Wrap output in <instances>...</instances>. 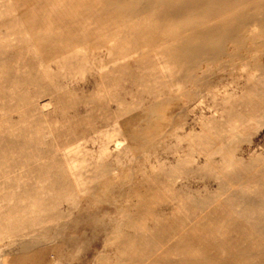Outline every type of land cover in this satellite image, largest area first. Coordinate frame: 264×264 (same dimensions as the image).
Here are the masks:
<instances>
[{"label":"bare ground","instance_id":"bare-ground-1","mask_svg":"<svg viewBox=\"0 0 264 264\" xmlns=\"http://www.w3.org/2000/svg\"><path fill=\"white\" fill-rule=\"evenodd\" d=\"M228 44L232 52L226 49ZM261 46L264 49V0H0V233H6L10 242L18 243L17 252L10 257L13 261L8 264H18L27 251L36 250L42 241L44 245L57 241L52 253L61 254L72 236L66 221L68 214L59 209V201L74 199L81 190L86 193L87 208L96 206V186L112 187L115 173L107 161L118 148L116 136L133 135L138 133L134 130L136 125L140 122L144 125V115L129 99L139 102L151 97L156 101L165 92L169 96L170 92L174 96L183 94L186 98L189 94L186 84L195 85V91L200 85L202 89L199 87L198 92L210 95L212 115L209 111L208 118L202 115L207 118L204 122L196 120L200 121L197 131L189 130L179 136L175 127L169 128L174 130L170 135L176 145L184 142V146L176 148L174 164L151 163L148 171L143 170V174L140 171L141 175L137 172L141 181L131 191L136 198L134 214L123 213V218L119 215V225L116 221L111 229L114 253L111 258L106 254L99 256V264H264V150L260 151L261 155L252 154L247 161L239 154L245 137L255 133V126L261 124L260 119L264 120V67L256 61L257 67L252 66L259 71H256L258 75H253V68L252 75L248 73L250 70L244 75L250 74L246 76L249 85L245 84L247 78L244 79L247 102L242 111L239 107L236 109L231 99L233 94L229 97L217 93L214 87L217 80L211 85L205 74L213 67L217 72L231 68L235 58L250 60V54L256 52L251 53V48ZM86 73L92 78V85L88 84L91 91L83 102L85 107L91 106L87 108L89 114L100 109L101 116L108 108L109 112L112 110L109 116L107 113L101 116L105 122L98 119L102 124L110 120L111 127L97 131L101 134V143L98 158L91 164L87 160L83 164L88 155L80 156L79 144L68 149L55 129L49 134L59 138L52 135L50 142L40 149V142L45 138L39 132L40 112L36 101L28 100L29 94L24 89L27 80L39 87L36 94L43 93L46 90L40 89V82L44 81L51 96L61 97L64 92L74 91L67 84L72 86L77 75L81 78ZM194 87L189 88L195 94L191 91ZM191 95L193 101L201 100ZM76 97L81 100L79 94ZM188 98L185 100L192 99ZM86 101L91 104L88 102L87 106ZM56 102L59 105L61 101ZM110 102L114 109H110ZM13 112L16 120L12 118ZM162 121L161 131L167 128L164 122L168 120ZM168 133L163 136H169ZM151 136L146 143L154 139ZM166 138L169 143V137ZM65 141L68 143V139ZM160 141L163 145L158 142L159 147L152 144L155 141L150 143L164 150V139ZM127 146L115 152L113 164L119 165L120 158L129 153ZM168 146L165 149L169 151L174 147ZM111 147L113 153L109 150ZM44 158L48 159L47 163L42 162ZM15 172L39 181L53 180L13 185L8 180L16 177ZM189 174L214 181V191L206 195L186 194V186L180 182ZM92 184L98 185L92 189ZM156 204H171L173 212L157 214L153 209ZM96 216L95 212L91 213L88 221L94 222ZM45 253L40 247L41 262L46 263Z\"/></svg>","mask_w":264,"mask_h":264},{"label":"rangeland","instance_id":"rangeland-1","mask_svg":"<svg viewBox=\"0 0 264 264\" xmlns=\"http://www.w3.org/2000/svg\"><path fill=\"white\" fill-rule=\"evenodd\" d=\"M261 47H257L258 49H254V47H252L251 49H253V50H252L251 53L256 51L257 53L255 52L254 55L257 56V54L260 53L261 51L264 52L263 46H261ZM226 49L228 51L230 50L229 52L233 51L232 46L230 44L226 45ZM261 49H263V50H261ZM263 52H261L260 56L258 55L257 57H255L253 54H250V56H252L251 57L252 59L249 58L250 60H247L248 63H249L248 65H247V63H245V62H247L246 59H245V62H244L243 59L241 60L240 58L239 59L235 58L232 61V63L233 62L235 63V61H237L238 63L237 62L235 64L233 63L231 68L227 67V68L222 69L224 72L223 71L221 72L220 70H219L220 72H217L218 69L216 70L215 67H213L211 70L205 72L206 76L208 77V81L211 83V85L217 80L214 83L215 84L214 87L216 86V89L218 91L212 86L214 88V90L217 91V93H219L220 95L224 94L225 96H229V94H233V95L237 94V95H234V96L231 95V99H233L232 101H233L234 105L235 104L237 105L236 106L237 110L239 108H240L239 110H241V111L246 109V106H245L246 103L245 102H247V98H246L245 93H246V88H247L246 85L247 84L249 85V80H248L247 77L250 76V74H251L250 72H252L253 70H254L253 71L254 72L253 75H255L256 71L259 73V71L255 70V68H254V67H257L256 61L260 62L262 67H264V53ZM243 53H244V51H243ZM240 55H243V54H240ZM254 57L257 60H255ZM253 60H254V63H253ZM239 61H242V62L240 63ZM240 64H242V65L246 64L247 66H245V65L242 66ZM252 65L253 66L255 65V66L253 67ZM229 69H230V71H229ZM251 69H252V71H251ZM228 71H229V73H228ZM246 72L250 73L248 76L246 75L247 77L244 76L246 74ZM258 73H256V75H258ZM79 75H77L75 77L77 81H75V78L73 79L74 82L72 81V83H73V84L71 83L72 86L70 85V83L67 84L68 88L74 89V91L72 90V92H71L72 95L70 93H68V92L67 93L64 92L61 95L62 98L60 96H56L55 97L53 94L51 96L50 95L51 92L48 90L47 82H44V81L40 82V86H41L40 89L42 88V89H44V91L46 90L43 93L40 92L39 94H36V92H39V87H34L31 84V82H29L27 80L25 81L24 89H25L26 93L29 94L28 100L36 101L35 106L38 108V113L40 112L38 114L39 118H40V122L38 123V126L40 128L39 132H40V137L41 136L45 137L43 139V141L40 142V149L44 148L47 145V143L50 142L51 136L55 135V134H51L50 135L49 134L50 130L53 132V129H55L54 131L57 134H59V136L61 135L60 138H59V136L58 137L56 135L55 136L57 138H59L63 144L65 143V146H67L68 149L72 150L73 147L76 148L75 145L79 144L80 145L79 147L77 145V148L79 149L78 152L82 153V155H80V153H78V155L83 156V153H84V155H86V154L88 155L84 159L85 161H84L83 164H86L87 161L89 162L87 164H91V163H93L94 161L97 160L96 158H98V150H99V146H100L99 143H101V137H100L101 134L99 136L100 132H97V131L109 130L110 129L109 127H111L110 126L111 125L110 124L111 123L110 120H107L108 122H106V123H103V124L101 123V121L105 122L104 120H101V116L104 113H107L106 115L109 116V113L112 110L109 112L108 111L109 108H108L107 111L104 112L101 116H100V114H101L100 112H102V111H100V109L95 111L96 113L92 112V113L89 114V110L87 109L88 107H91V106H88V102L89 101H86V105L88 107H85L83 102H84L85 99L86 100L88 99L86 97L91 91V86L88 85V84L91 83V85H92V78H91V76L88 73L82 74V77H81L82 79L80 78ZM210 75H213V76H210ZM228 75H230V76H228ZM245 78H247L246 81H248V82L244 81ZM86 79H89V80H87L88 83L84 82V81H86ZM218 82H219V84H218ZM244 83L246 85H244ZM190 85L186 84V87H187L186 91L189 90L188 91L189 94H186V95L189 96L190 94H193V95H195V97L197 96L196 100L197 99H201L202 100L205 96H206L205 97L206 99L204 98L202 100V102H200L201 100H197V102H196V101H193L194 98L191 95V96H189V98H192L191 99L192 102H189L191 100L185 94L184 95L186 96V98L184 96H182L183 94H177L176 96H174L175 93H173V92H170V96L168 95L169 92H165L167 94L165 96H164L165 93L162 94L164 97L161 96L162 97L161 99L163 100L161 102H159L161 100L160 98L158 100L154 101V98L152 99L151 97H144L145 99L143 98L142 101H139V102L135 98H130L129 99L130 102H133V106L134 107H136L137 109H140L141 114L144 115V117L142 116L143 119L141 118L142 121H143V124L146 125V126L148 125L149 127L148 126L146 128L143 127L144 125L142 126V122H140L138 124V126L136 125L137 127L136 126L134 127V130L137 131L138 133L135 132L137 135L135 133H134L135 135L134 134L130 135L131 136L130 139H132V140H133V138L135 136V138L133 140L135 142V145H133L134 142L131 140V144L133 145V147L130 144V139H129L130 136L129 135L126 134L127 135V137H126V135L124 133H122V134L118 133L120 135L116 136L117 140L119 141L117 150L119 148L122 150V148L123 147L126 148L125 146H127V145H128L127 147H129L130 150L128 148L129 153H127L126 156L123 155L122 156L123 158H120L121 160L119 159L121 161V163H119V165H118L117 164L118 162L113 164V162H114L113 158L115 157V152L118 153V151L114 149V151H113L114 153H113L112 152L113 148L111 147V149H109L111 151V153H113V155H109L111 157H109L110 159L108 158L109 161H107V162L110 164L111 168H114V170H113L114 173L118 175V176L117 175L115 176V174H114V177L111 180V185H112L111 189L109 187H101L100 185H99L100 187L96 186L98 184H92V185H94V186H92V189H95V186H96L95 190H96V192H98L97 193V196H98L97 197V199H98L97 202H98V204H96V206L95 205L88 206L89 208H87V204H86V197H85L86 193L84 191H81V190L76 192L77 194H76V197L74 199H67V200L59 201V209H61L63 211L66 210L65 212H67L66 214H68V216L66 217L67 220L66 219L65 220L67 221L68 225L71 227L70 230H69V232H70L69 235L72 236L71 241L69 242V244L67 246L63 247V250H62L61 254H58V255L52 253V251L54 252L55 249H56L57 241H56V243H55V241H53L50 244L48 243V244H45V245H44V241H42V242H40V246L39 245L37 246L36 250L35 249H31L30 252L27 251L25 253L26 256L22 257V259H20V261H18V264H22V263L23 264H44L45 262H41L43 260V256L40 255V247H42V248H44L46 250V253H45L46 256H47L46 257V261H48V262H46L45 264H99V260L98 259H100L102 256H105V254H106V256H109V257L111 256L112 257V255L114 253L113 252L114 251V246H113L114 243L112 241L113 240L112 237L114 236V234L111 232V229L113 231V229H114L113 227H115L116 224L119 225V221H121V220H119V218L123 216V213L126 216H132L134 214L136 198H135V196L132 193L133 192L132 187H133L134 184H135L134 186H136L138 184V182L141 181L140 180L141 176H139V174H140L139 172L142 171V174H143V170L144 171H148L149 170L148 166H150L149 164H151V163L153 165H156V164L158 165V163H161V161H162V163L166 162L165 163L166 165L167 164H174L175 163V159H176L175 158V156H176V152H175L176 148L179 147L180 145L184 146V142L182 144L180 142V145H178V146L176 145L174 139H172L173 137L170 135V131L172 130V128L173 129H175V128L177 129V131L175 130L177 133L176 132L175 133L178 134L179 136H180L181 133H182L181 135H183V134H185V132L186 133L189 132V130H190V132L197 131L199 129V127H200L199 126L200 124H198V123L200 121L202 122V120L204 122V120H206L208 118L207 115H210L209 114L210 112H211V115H212V110H211V108H209L210 107V103H211L210 95L208 94V96H207L205 94V92L204 93H201L200 91L198 92L199 87H201L200 85H197L198 89L196 91L194 90V89H196V86L195 85H191L190 86ZM242 85H244V86H242ZM188 86L190 88L195 86L193 89H191V91L194 90L193 92H195V94L190 92V88ZM245 86H246V88H245ZM72 87H74V88H72ZM243 88H244V90H243ZM70 89H68V90L71 91ZM76 89H79V91L82 90V92L78 93L79 91L77 92ZM201 89H202V87H201ZM219 89H220V91H219ZM87 90H89V91H87ZM197 93H199L198 95H200V97H202L203 94H205V95L202 98H200V97H198V95H196ZM78 94H79V99H81L82 101L81 100H77L78 97H76V96H78ZM80 94H82V95H80ZM73 95H75V96H73ZM239 95H241V96H239ZM81 96H82V98H81ZM166 96L167 97L169 96V98H167ZM54 97L56 99H54ZM184 98L185 99L188 98L189 100H185ZM238 98L241 101L242 100L243 101L241 102ZM70 99H72V100L70 101ZM150 99H152L153 101L150 100ZM235 99H238V100H235ZM56 100L61 101V102H59V105H58V102H56ZM134 100L136 102H134ZM204 100L209 105H207V104L205 105L206 102ZM63 102H65V103H63ZM240 102H241V104H240ZM33 103H35V102H33ZM60 104H62L61 105L62 107H60ZM82 104H83V107H82ZM90 104L91 103L89 102V105ZM189 104H190V106H189ZM63 105H64V107H63ZM69 105H70V108H69ZM196 105H198V106H196ZM65 106H67V109H66ZM207 106H208V108H207ZM71 107L77 108V110L73 109V108L71 109ZM109 107H110V109L111 108L114 109L115 106L113 105V103L110 102L109 103ZM194 107H197V108H194ZM59 108H60V110L63 109L65 112H63V111L60 112ZM85 108H86V110H88V112H86V113L89 114V115H86V117L88 116L87 119H86V117L83 118L85 116V114H86V113H84L86 111ZM204 108H205V110H204ZM68 110H71V112L68 111ZM74 110L76 112H79V113H76ZM142 110H144V111H142ZM72 111H73L74 115H73ZM82 112H83V114H81ZM201 112H203V113L201 114ZM64 113H67L68 115L67 114L65 115ZM11 115H12L13 120H16V118H17L16 113L13 112V113H11ZM76 115H79V116L76 117V118H78V120L75 118ZM199 115H201V116L203 115L205 117L207 116V118L205 119V118H203V116L200 118ZM217 116H219V115H217ZM48 117H49V121L47 122ZM42 118H47V120H44ZM99 118H100L101 121L98 120ZM198 118H199V120L200 119L201 120L200 121L199 120L196 121ZM262 119H264V117H262ZM162 120H165V121L168 120L167 121L168 124H167V122H164V125L166 124L167 128L165 130H166L167 133L169 131V133H168L169 136H166L167 134L163 136V134H165L166 132H165V130L161 131L162 128H163V127H161L162 126V123H161ZM109 121H110V123H109ZM145 121H146L147 124L145 123ZM260 121H261V124L259 123L258 125L255 126L257 131L255 133H253L252 135H247V137H245L246 140H244V142H242L240 144V153L239 154H240L241 157L243 156L242 158L244 160H246V161L248 159H250L251 157H253L252 154H254V155L258 154L259 155L260 151L263 153V150H264V120L260 119ZM90 122H91V125H90ZM94 122H95V124H94ZM177 123L179 124L180 127L182 125V127L180 128L177 125ZM85 124H86V126H85ZM59 125H60V128H59ZM62 125L64 126V128L62 127ZM74 125H75V127H74ZM93 125H96V127L93 126ZM89 126H91V128ZM106 126H107L108 129L106 128ZM140 126H142V127H140ZM62 128H63V130H62ZM66 128H67V130H66ZM148 128H150V129H148ZM179 128L180 129L183 128V130H181V132H180ZM103 129H105V130H103ZM178 130H179L180 133L178 132ZM59 131H60V133H59ZM139 132H140V134H139ZM146 132L148 133V135L142 136V134H145ZM161 132H162V134H161ZM173 132H174V130H173ZM173 132L171 131V133H173ZM61 133H63V134H61ZM159 133H160V136H159ZM139 135H141V136H139ZM149 135L150 136L151 135L152 136L156 135V136H153L154 139L150 140V142L155 141L152 144H154V145L156 144L157 147H159L158 142H162L160 144L163 145V141H160V140L164 139V145L168 146L170 144L168 146L169 148L171 146H174L173 148L172 147L170 148L173 151L172 150L169 151L168 148L166 150L165 149L166 146L163 147L161 145H160V147L161 148L163 147L165 151L162 150V149L159 150V148H157L156 146L153 147L154 145H152L150 142L147 141V143H146L145 140H149L150 139V138H148V137H150ZM97 136H99V139H97ZM137 136H139V140H137V138H138ZM61 137L64 140L68 139V143H67V141L63 142L64 140H62ZM86 137H88V138H86ZM141 137H142V139H141ZM143 137L147 138V139H144ZM155 137H157V138L155 139ZM159 137H160V140L158 141L157 139H159ZM166 137H169L168 138L169 139V143L167 142L168 140H167ZM165 138H166V140H165ZM91 139H93V140H91ZM87 140H89V141H87ZM136 141H138V142L141 141V142L138 143ZM145 143L148 144L149 146L146 145ZM167 143H168V145H167ZM72 145H74V146H72ZM129 145H131V146H129ZM70 147H72V148H70ZM86 148H87L88 151L86 150ZM154 148L158 149V150L156 151V150H154ZM141 149H142V151H141ZM84 150H86V151H84ZM128 150H127V152H128ZM144 151H145V155H144ZM153 151H154V153H153ZM141 152H143V153H141ZM262 153H260V155ZM146 154H147V156H146ZM124 156L127 157V158H125ZM145 156H146V159H148V158L149 159L145 160ZM130 159H133V160H130ZM110 160H111V162H110ZM137 160H138V162H137ZM163 161H165V162H163ZM42 162H46L47 163L48 159L44 158L42 160ZM126 162L131 167L128 166ZM142 163H143V166H142ZM115 164H116V168H115ZM124 164L127 165V166H124V168H123L122 166ZM117 166H119V167H117ZM137 168H139V169H137ZM16 172H15V174H16ZM135 173L137 174V176H136ZM205 173L207 175L208 172L206 171ZM15 174H13V175H15ZM21 174L23 175V173H21ZM22 175L20 176V175L16 174L15 175L16 177L12 176L13 179L12 180L10 179L11 181L8 180V182L13 184V185H17V184L20 185L21 184L20 186H22V184H24V183H25V185L26 184L27 185H33V184H35V182L37 184H39V183L41 184L44 181H47L48 179H50L51 181L53 180L52 178H48V179H45V180L44 179H42V180L40 179V181H39L37 179L35 180L34 177L28 176L26 178V176H22ZM180 183L184 184L186 186L185 190H187V191H185V192L188 195H195V194L196 195H203V193L206 195V194L212 193L214 191V189H215L214 181L206 179V177L203 176V175H200V176L199 175L198 176L194 175L193 176V174H189V176H186L185 178L181 179ZM180 183L178 185H180ZM137 186H139V185H137ZM42 192H45V191H42ZM158 195H163V194H158ZM153 209H155V212L157 211V214L160 213V215L162 213H164L166 215V214H169L170 212H173V207L171 206V204L170 205L169 204L168 205L167 204H164V205L163 204H156ZM93 212H95L97 214L96 217L98 218V219L96 218L94 220V222L97 220L95 223L92 222V221H90V222L88 221V220H90L89 218H91V213H93ZM164 214H162V215H164ZM78 215H81L82 217L80 218V217H78ZM105 215H106V217H105ZM119 215H121V216L119 217ZM101 216H103V217H101ZM103 218H104L105 221H103ZM110 219H111L112 223L114 222L113 224L110 222ZM116 221L118 223L115 224ZM85 222H87V223H85ZM89 223H91V224H89ZM95 224H97V225L95 226ZM91 226H93V227H91ZM94 226L96 228H94ZM102 227H103V229H102ZM111 241H112V244H110ZM15 242H10L9 239L7 238V234L6 233H4V232L0 233V264H8L10 262L12 263L13 260H11V258L13 257V255H15L14 252H17V249H18L17 248L18 243L17 242L15 243ZM111 246H112V248H111ZM50 247H51V249H49ZM101 252H102V254H101ZM99 256H100V258H99ZM23 259H25V262H24Z\"/></svg>","mask_w":264,"mask_h":264}]
</instances>
